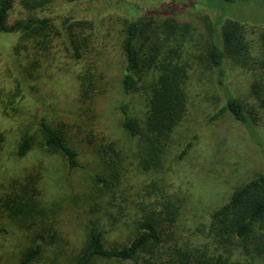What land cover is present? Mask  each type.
Wrapping results in <instances>:
<instances>
[{
    "label": "rangeland",
    "instance_id": "rangeland-1",
    "mask_svg": "<svg viewBox=\"0 0 264 264\" xmlns=\"http://www.w3.org/2000/svg\"><path fill=\"white\" fill-rule=\"evenodd\" d=\"M52 2L46 15L59 20L65 17L89 20L95 24L97 36L81 62L71 58L64 47L41 53L30 45L31 57L39 62L34 72L36 78H30L25 71L28 61L25 54L22 66L14 61L9 64L6 55L18 44L19 34H0V95L7 96L13 86L9 73L13 64L18 73L25 75L29 85L34 86L24 90L26 94L38 100L35 103L30 98L25 99L16 115L10 106L7 108L9 115L5 116L0 111V133L7 137L0 153V196L4 191L9 192L4 187L20 176L41 174L44 177L40 182L44 195L39 198L42 199L39 208H47L45 221L48 230L38 232V241L46 244V250L33 264H52L55 258L61 261L70 255L72 247L81 246L86 223L90 217H95L90 207L110 214L105 218L111 230L107 240L122 241L125 239V232L122 231L131 220L132 203L150 206L149 202L153 201V206L161 209L167 198H181L185 203L184 213L176 231L181 236L193 238V235L190 236L192 230L200 222L207 224L210 212L224 203L236 186L264 171V109L250 92L254 80L264 81L259 39L264 31V0H236L234 3L209 0ZM131 13L135 19L150 18L156 24L175 18L190 27L182 56V61L187 60L192 65L188 83V112L169 148L164 168L158 171L148 172L139 166L137 148L120 123V105L124 101L120 82L124 35L119 31L123 21L130 19ZM222 13L230 20L243 21L245 27L249 55L244 59V65H237L231 60L225 63L228 75L224 86L227 92L245 104L253 122L251 129L229 113L210 121L222 105L219 99L221 92L216 86L215 71L207 69L198 61V56L212 42L205 27V18L215 23ZM27 15L20 0H17L9 23ZM160 37L163 39L162 35ZM152 41L159 43L156 35ZM91 58L97 60L96 64L104 75L101 81L103 89L99 94L83 98L80 96L78 76L87 71ZM141 102L140 96L134 95V113L143 109ZM42 113L73 137L80 153L79 168L70 170L60 159L49 157L38 149L24 158L15 155L20 130L27 123H34V116ZM190 139L194 140L193 147L178 160L179 153ZM96 178L102 180L99 185ZM108 199L111 201L109 204L106 203ZM4 202L0 201V264H16L24 247L32 245L38 235L27 229L32 220L25 221L22 214L12 212L10 207L3 205ZM114 204L120 208L114 207ZM41 222L39 216L35 223L41 225ZM34 229L39 231L38 227ZM56 230L58 232L54 237ZM199 240L203 241L201 237Z\"/></svg>",
    "mask_w": 264,
    "mask_h": 264
},
{
    "label": "trees",
    "instance_id": "trees-1",
    "mask_svg": "<svg viewBox=\"0 0 264 264\" xmlns=\"http://www.w3.org/2000/svg\"><path fill=\"white\" fill-rule=\"evenodd\" d=\"M16 1L0 0V34H19L18 44L6 54L9 64L14 61L22 66L25 54L28 59L25 71L27 76L34 78L39 62L31 57L30 45L33 50L41 53L55 47H64L65 52L77 62H81L90 52L97 36L94 22L72 17L59 20L46 15L52 0H20L28 15L10 24V13ZM242 22L230 20L223 13L215 23L206 17L205 27L212 42L198 56V61L207 69L215 71L216 86L221 92L219 99L222 100V105L210 121L229 113L236 121L251 129L253 122L245 104L234 94L227 92L224 86L228 75L225 63L231 60L237 65H244L249 55V44ZM189 31L187 24L180 23L175 18L164 19L156 24L150 18L135 19L132 13L129 20L123 21L119 31L124 35L121 42L124 62L120 70L124 95V101L120 105L121 128L137 148L139 166L148 172L164 168L169 148L187 116L188 83L192 65L187 60L182 61V56ZM155 35L160 45L152 41ZM160 35L163 39H160ZM259 39L263 54L261 63L264 66V31L260 33ZM96 63L97 60L92 59L87 71L78 76L80 96L83 98L99 94L103 89L101 81L104 75ZM9 73L13 86L7 96L0 95V111L5 116L9 115V106L16 115L21 111L19 105L25 99L30 98L35 103L38 101L33 95L26 94L24 90L34 86L29 85L25 75L18 73L13 64ZM262 82L264 81L254 80L250 92L264 109ZM134 95H139L142 100L143 109L140 112L134 113L132 110ZM34 123H27L16 138L15 155L18 158H24L38 149L49 157L60 159L70 170L80 167L77 144L63 127L43 113L34 116ZM197 137L196 135L195 138ZM6 143V135L0 133V153ZM193 145L194 140L190 139L179 153L178 160ZM43 178L41 174L20 176L4 187L10 191H4L0 196L1 202L6 200L4 206L10 207L18 215L22 214L25 221L32 220L27 229L38 235L32 245L24 247L16 264H33L46 250V244L38 241L39 233L48 230L45 221L47 208H39L42 200L39 198L44 195L40 183ZM95 181L97 185L102 182L100 178ZM231 192L224 203L210 212L207 224L200 222L192 230L190 236L193 235V238L181 236L176 231L184 213L185 203L181 198H167L161 209L154 207L153 201L149 202L150 206L132 203L131 220L129 223L124 222L128 224L122 231L125 232V239L122 241L107 240L111 230L109 231L105 218L110 214L90 207L95 217H90L87 221L89 223H86L83 243L79 247H72L70 255L61 261L53 258L52 264H264V171L236 186ZM106 203H111L110 199ZM87 207L89 210L88 205ZM114 207L117 205L114 204ZM122 212L121 209L120 213ZM39 216L42 219L41 225L35 223ZM34 227H38L39 231ZM117 229L118 227L115 233ZM57 232H54V237ZM200 237L203 241L199 240Z\"/></svg>",
    "mask_w": 264,
    "mask_h": 264
}]
</instances>
